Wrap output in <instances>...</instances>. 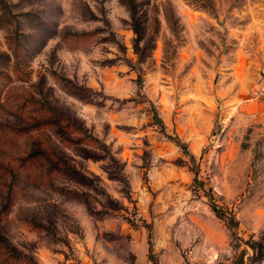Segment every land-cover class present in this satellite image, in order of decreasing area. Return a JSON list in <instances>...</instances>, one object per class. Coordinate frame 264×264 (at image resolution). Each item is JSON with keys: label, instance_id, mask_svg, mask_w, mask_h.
<instances>
[{"label": "rangeland", "instance_id": "1", "mask_svg": "<svg viewBox=\"0 0 264 264\" xmlns=\"http://www.w3.org/2000/svg\"><path fill=\"white\" fill-rule=\"evenodd\" d=\"M252 241L264 0H0V264H250Z\"/></svg>", "mask_w": 264, "mask_h": 264}, {"label": "trees", "instance_id": "2", "mask_svg": "<svg viewBox=\"0 0 264 264\" xmlns=\"http://www.w3.org/2000/svg\"><path fill=\"white\" fill-rule=\"evenodd\" d=\"M135 15V11H133V29L135 34H137L138 36H140L141 34V27L138 25L137 23V18L134 16ZM140 40L136 41V45H135V49L137 50V52H141L140 49ZM140 54H143L142 52ZM142 58V55H139ZM139 83H141V77H139L138 79ZM153 118L160 122V119L157 115V113L155 111H153ZM213 210L215 212L218 211L217 207L214 206ZM251 247L254 251V255L252 256L251 260H250V264H259L260 262H262L264 260V242L263 241H252L251 242Z\"/></svg>", "mask_w": 264, "mask_h": 264}]
</instances>
